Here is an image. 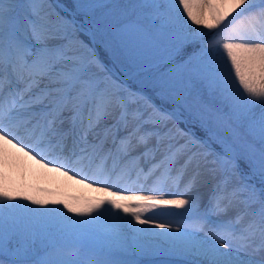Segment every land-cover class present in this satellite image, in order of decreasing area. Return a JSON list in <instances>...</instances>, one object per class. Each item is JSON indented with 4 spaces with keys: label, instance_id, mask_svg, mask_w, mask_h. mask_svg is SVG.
I'll list each match as a JSON object with an SVG mask.
<instances>
[{
    "label": "snow or ice",
    "instance_id": "obj_1",
    "mask_svg": "<svg viewBox=\"0 0 264 264\" xmlns=\"http://www.w3.org/2000/svg\"><path fill=\"white\" fill-rule=\"evenodd\" d=\"M0 264H264V0H0Z\"/></svg>",
    "mask_w": 264,
    "mask_h": 264
},
{
    "label": "rangeland",
    "instance_id": "obj_2",
    "mask_svg": "<svg viewBox=\"0 0 264 264\" xmlns=\"http://www.w3.org/2000/svg\"><path fill=\"white\" fill-rule=\"evenodd\" d=\"M71 3V0H67ZM33 173H30L28 180L30 183L40 187L51 189L59 194L60 198L69 199L80 198L81 200L95 197L99 195L93 192L91 189L85 188L82 185L73 184L71 181H67L65 177L57 176L55 174H48L47 176L41 174L38 168L33 169Z\"/></svg>",
    "mask_w": 264,
    "mask_h": 264
}]
</instances>
